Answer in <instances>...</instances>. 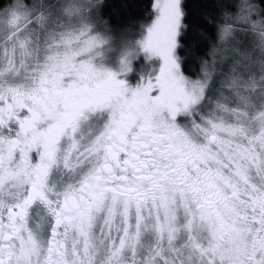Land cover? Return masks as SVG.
<instances>
[{"label":"snow or ice","instance_id":"obj_1","mask_svg":"<svg viewBox=\"0 0 264 264\" xmlns=\"http://www.w3.org/2000/svg\"><path fill=\"white\" fill-rule=\"evenodd\" d=\"M0 264H264V0H0Z\"/></svg>","mask_w":264,"mask_h":264}]
</instances>
